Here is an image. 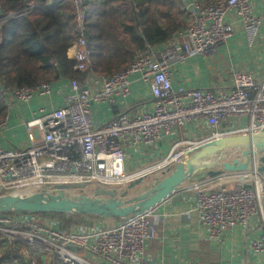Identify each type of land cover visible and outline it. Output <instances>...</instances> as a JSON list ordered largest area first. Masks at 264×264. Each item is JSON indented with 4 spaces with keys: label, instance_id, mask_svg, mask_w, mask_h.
<instances>
[{
    "label": "built area",
    "instance_id": "obj_1",
    "mask_svg": "<svg viewBox=\"0 0 264 264\" xmlns=\"http://www.w3.org/2000/svg\"><path fill=\"white\" fill-rule=\"evenodd\" d=\"M69 1L75 41L67 50V57L74 61L76 70L85 71L91 65L86 38L87 3ZM185 8L189 25L179 30L163 49L147 44L127 67L99 77L96 87L90 85L89 78L83 83L69 79L70 92L62 105L25 122V146L1 145L7 118L0 120V194L53 191L56 185H63V191L70 195L91 194L97 188L115 191L116 186L122 187L141 176L163 177L184 155L191 154L204 142L264 130V76L258 78L248 70L232 69L228 88H174L168 71L171 64L193 55H213L233 32L232 23L225 20L227 13L234 14L252 39L264 12L256 15L251 0H188ZM31 9V4H27L19 13L5 15L0 4V23ZM134 73L149 85L152 96L149 107L118 114L96 125L93 103H114L116 97L130 95L128 78ZM50 92V82H42L34 87L17 88L4 95L3 100L6 104L25 102L35 93ZM240 119L245 123L239 124ZM185 123L203 125L204 134L198 138L180 137L165 154L137 165L125 164L127 147L150 149ZM258 165L256 156L248 171L224 172L213 178L190 181L185 189L193 193L197 221L211 239H218L237 226L245 230L250 221L257 219L262 233L252 240L251 248L261 255L264 174L258 172ZM244 183L250 186H237ZM152 209L113 218L109 225L69 232L41 222L38 214L14 211L0 214V257L5 254L22 257L31 264L41 253L49 255L53 264H92L80 255L79 251L85 250L97 257L99 264H151L144 243L157 236Z\"/></svg>",
    "mask_w": 264,
    "mask_h": 264
},
{
    "label": "crops",
    "instance_id": "obj_2",
    "mask_svg": "<svg viewBox=\"0 0 264 264\" xmlns=\"http://www.w3.org/2000/svg\"><path fill=\"white\" fill-rule=\"evenodd\" d=\"M103 1L86 0L88 8L91 5L98 6ZM187 1L171 0L174 5L173 14L178 19L189 20V14L185 8ZM203 1L213 2L215 0ZM251 3L256 15L264 12V0H251ZM225 20L232 23L233 32L225 43L217 47L213 55L197 54L169 66L168 71L174 88L180 86L228 88L232 69L248 70L258 78L264 76V18L252 39L236 21L233 13H227ZM106 22L114 27V35L125 36L120 30V20L114 15L109 17ZM178 31H175L168 40L154 47L163 49L177 35ZM135 46L134 43H131V50H136ZM81 75L82 73H77V76ZM72 77L60 74L57 78L52 79L49 95L35 93L28 101H13L6 104L7 113L4 117L7 118V126L1 135V145L3 147L25 146L27 144L25 122L34 115L50 112L62 105L65 95L70 92L69 79ZM98 78L97 76L89 77L88 81L92 87L99 84ZM128 80L130 95L116 97L114 103H93L92 115L96 125H101L118 114L132 113L149 107L152 98L149 85L142 81L137 73L131 74ZM204 132L203 125L185 123L175 128L171 135L163 136L150 149L127 147L125 164L127 166L137 165L151 157L165 154L169 151L172 143L180 137L198 138ZM198 179L200 178L194 177L192 181ZM185 185L186 183L182 184L152 209L157 236L144 243L148 261L151 264H264V254H256L251 248L252 240L262 233L257 219L250 221L245 230L237 226L226 231L220 238L211 239L197 221V215L193 210V193L187 191ZM227 185L233 186L232 184ZM74 218L80 223L73 226L71 231L92 229L114 222L113 218H95L89 215H76ZM39 219L43 223L55 225L60 223L59 218L54 217L52 213H44L40 215ZM79 252L86 261L99 264L97 257L90 255L85 250ZM36 259V264H53L52 258L46 254L39 253ZM0 264L28 263L25 261L13 263L8 259H0Z\"/></svg>",
    "mask_w": 264,
    "mask_h": 264
},
{
    "label": "trees",
    "instance_id": "obj_3",
    "mask_svg": "<svg viewBox=\"0 0 264 264\" xmlns=\"http://www.w3.org/2000/svg\"><path fill=\"white\" fill-rule=\"evenodd\" d=\"M0 4L5 15L19 13L27 4L32 6L28 13L10 16L0 23V120L7 113L3 97L15 89L51 82L60 74L75 76L83 83L90 76L120 71L147 44L165 42L190 22L173 14L171 0H104L98 6H87L86 38L91 65L85 71H78L73 68L74 61L67 57V50L75 41L69 0H0ZM113 15L120 20V30L125 36L114 35V27L106 22ZM131 43L136 45V50H131ZM52 215L62 220L58 228L64 232L80 223L75 214ZM0 259L26 262L22 257L11 258L7 254Z\"/></svg>",
    "mask_w": 264,
    "mask_h": 264
},
{
    "label": "water",
    "instance_id": "obj_4",
    "mask_svg": "<svg viewBox=\"0 0 264 264\" xmlns=\"http://www.w3.org/2000/svg\"><path fill=\"white\" fill-rule=\"evenodd\" d=\"M258 156V172L264 174V130L244 135L224 136L204 142L191 154L183 156L163 177L141 176L125 185L119 195L97 188L91 194H67L63 185L56 190L0 194V214L8 212L67 213L102 218H124L153 208L182 184L194 177L205 179L224 172L248 171ZM147 183L149 187L129 195L130 189ZM249 187L250 184H237Z\"/></svg>",
    "mask_w": 264,
    "mask_h": 264
},
{
    "label": "rangeland",
    "instance_id": "obj_5",
    "mask_svg": "<svg viewBox=\"0 0 264 264\" xmlns=\"http://www.w3.org/2000/svg\"><path fill=\"white\" fill-rule=\"evenodd\" d=\"M245 123V120L244 119H240V121H239V124H244ZM193 180V179H192ZM191 180V181H192ZM129 183V182H128ZM127 184V183H126ZM126 184H124V185H122V187H120V186H116V190L120 187L121 188V190H120V193H115V194H121L122 192H123V190L125 189V185ZM149 187V185L147 184V183H143L141 186H139V187H136V188H133V189H130L129 190V192H128V194L129 195H131V194H136V193H139V192H141V191H144V190H146L147 188ZM38 217H40V215L38 216ZM61 220V219H60ZM62 221V220H61ZM36 261H37V259H36V257H35V262L34 263H31V264H36Z\"/></svg>",
    "mask_w": 264,
    "mask_h": 264
},
{
    "label": "bare ground",
    "instance_id": "obj_6",
    "mask_svg": "<svg viewBox=\"0 0 264 264\" xmlns=\"http://www.w3.org/2000/svg\"><path fill=\"white\" fill-rule=\"evenodd\" d=\"M118 191H119V190L117 189V190H115L114 192H115V193H118ZM117 195H118V194H117Z\"/></svg>",
    "mask_w": 264,
    "mask_h": 264
}]
</instances>
